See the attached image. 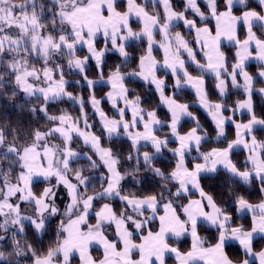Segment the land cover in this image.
<instances>
[{
    "label": "snow or ice",
    "instance_id": "obj_1",
    "mask_svg": "<svg viewBox=\"0 0 264 264\" xmlns=\"http://www.w3.org/2000/svg\"><path fill=\"white\" fill-rule=\"evenodd\" d=\"M0 113V264H264V0H0Z\"/></svg>",
    "mask_w": 264,
    "mask_h": 264
},
{
    "label": "trees",
    "instance_id": "obj_2",
    "mask_svg": "<svg viewBox=\"0 0 264 264\" xmlns=\"http://www.w3.org/2000/svg\"><path fill=\"white\" fill-rule=\"evenodd\" d=\"M212 26L214 27V23H213ZM228 49H229V46L227 45V43H225V49H224V50L228 51ZM231 51L234 52V49H231ZM249 67H250V70H251V71H253V72L256 71V68H255V62H254V61L250 62ZM77 91H78V90H77ZM102 94H103L102 91H100V90L97 91V96H98V97L101 96ZM84 95H85V97L87 96V91H85ZM185 98H186L188 101H192V100H194V98H195V97H194V94L191 92L190 89L185 90ZM235 98H236V97H233V99H235ZM254 101H255V103H256L257 106H258L257 110H258V112H259V110H260V105H261V100H260V98L257 96V97H254ZM63 107H66V108H68L69 110H71L72 113H73L74 115H77V114H78V109H77V107L74 106L71 102L66 103L65 105H63ZM103 107L107 110V109L109 108V105L105 103V104L103 105ZM197 110H198V109H197ZM9 112L13 115V118H14L15 109H11V110H9ZM198 112H199V114L201 115L202 119H207V117L204 116L202 110H198ZM89 113H90V119H91V120H96V121L98 122V118L95 117L94 115H92L90 106H89ZM4 114H5V113H0V115H4ZM161 115L163 116V112L161 113ZM237 118H240V117L238 116ZM243 119L246 120L247 117L245 116V117H243ZM229 131H231V129H229ZM261 138H264V133H261ZM234 159H240V160H242V159H243V155H242L241 153L237 152V155L234 157ZM204 183H205L206 187L211 188V187L213 186V184L215 183V181H214V180H206V181H204ZM145 187H148V181H147V180L145 181ZM250 191H252V190L250 189ZM252 199H253V200H258V199H259V195H258L255 191H252ZM206 234H207V233H202V235H206ZM189 246H190V240H189V239H185V240H182V241H181L180 247H181L182 250H187V248H188ZM237 250H238V249H237V246H236L235 244H232V245L229 247V249H228V251H229L230 254H234ZM93 255H99V253L96 252V251L94 250V251H93ZM169 263L172 264V263H173V259H169L168 262H167V264H169ZM73 264H77V260H74V261H73Z\"/></svg>",
    "mask_w": 264,
    "mask_h": 264
},
{
    "label": "crops",
    "instance_id": "obj_3",
    "mask_svg": "<svg viewBox=\"0 0 264 264\" xmlns=\"http://www.w3.org/2000/svg\"><path fill=\"white\" fill-rule=\"evenodd\" d=\"M225 43H227V42H225ZM98 118V117H97ZM189 240H190V238H189ZM173 261H174V259H173ZM77 264H78V260H77Z\"/></svg>",
    "mask_w": 264,
    "mask_h": 264
},
{
    "label": "rangeland",
    "instance_id": "obj_4",
    "mask_svg": "<svg viewBox=\"0 0 264 264\" xmlns=\"http://www.w3.org/2000/svg\"><path fill=\"white\" fill-rule=\"evenodd\" d=\"M170 264V263H169ZM172 264H174V261H173V263Z\"/></svg>",
    "mask_w": 264,
    "mask_h": 264
}]
</instances>
